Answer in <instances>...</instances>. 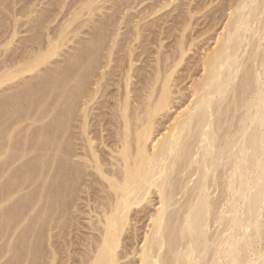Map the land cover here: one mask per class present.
I'll use <instances>...</instances> for the list:
<instances>
[{
  "label": "bare ground",
  "instance_id": "bare-ground-1",
  "mask_svg": "<svg viewBox=\"0 0 264 264\" xmlns=\"http://www.w3.org/2000/svg\"><path fill=\"white\" fill-rule=\"evenodd\" d=\"M143 1L58 0L25 53L2 55L10 264H264V0H210L226 21L199 56L189 103L161 129L206 4L188 0L149 27L129 12ZM157 2L147 16L171 3Z\"/></svg>",
  "mask_w": 264,
  "mask_h": 264
},
{
  "label": "rangeland",
  "instance_id": "rangeland-1",
  "mask_svg": "<svg viewBox=\"0 0 264 264\" xmlns=\"http://www.w3.org/2000/svg\"><path fill=\"white\" fill-rule=\"evenodd\" d=\"M15 1H17V2H15ZM28 1V2H27ZM29 1H30V3H29ZM32 1H34V2H37V3H35V5H34V2H32ZM53 1V3H50V2H52ZM56 1H58V0H0V25H1V27H0V30H1V32H0V60H2V59H7V57L9 56V60L11 59V58H13V57H16L17 55L19 56V54H22L23 52L25 53V51L23 50V49H25V47L26 46H28V48L26 47V49L25 50H27V49H29L30 47H29V45L31 44L30 43V38H32V37H34L35 36V31H39V32H41L43 29H39V28H35L34 27V25H37L36 23H38L37 21L39 20V16L38 15H40L41 13H44V12H46V11H44V10H46V8H48V9H50V8H54L55 6V3H56ZM67 3L68 2H71V1H73V0H71V1H69V0H65ZM123 1H125V0H114V2H116V3H121V2H123ZM165 1V0H164ZM167 1H170L171 3L165 8V9H163V10H161L158 14H156V15H149V16H147L148 14H149V12H150V8L152 9V7H155L157 4H158V2L156 3V4H154L153 3V0H144L141 4H139L138 6H135V9H133V10H130L129 12H130V14L132 15V16H134V19L133 20H137V19H139V18H142V17H144V19L141 21V23H144V22H146L147 24L149 23V27H151V25H154V23L158 20L159 22H161V19H170L171 17H173L174 16V18H176L177 19V9H175L174 10V8L176 7V8H178L179 10L180 9H182V4L184 5V3L185 2H187L188 0H167ZM197 0H193V3H195ZM227 2L226 3H228L230 0H226ZM26 2V3H25ZM32 2V3H31ZM43 2H45V3H43ZM110 2V1H109ZM112 3H113V1H111ZM110 2V3H111ZM198 3H202V5H205V8L204 9H202V11L204 12V14L203 13H200L201 15L203 14V16H201V18H202V22H201V20L199 21V22H201V24L200 25H198V24H196V21H194V23H193V25H191L190 26V28L186 31V34L188 35V36H192V37H194L195 38V40L193 41V43H194V46L192 47V49L187 53V55L185 56V58L186 59H188L189 60V62L187 63V66H185V67H187V68H184V70H181V71H179L176 75H175V82L177 83V86H178V88L180 89V91L179 92H177L175 95H174V97H175V104H174V107H172L170 110H169V113H168V115L167 116H165L164 118H161L159 121H160V124H159V129H161V128H164V127H166V126H168V124L170 123V122H172V118H174V116L175 115H177V113L178 112H180L181 110H183V108L189 103V100L191 99V97H188V95H189V86H190V84H191V82L193 81V80H195V79H197L198 78V76H199V74H201L202 73V71H200V67H199V64H198V59H199V56H201L204 52H205V50H208V49H210V48H213L214 46H215V40H216V37H217V35L222 31V27H220V25H221V23H222V21H223V23H222V26L224 25V23H225V21H226V17H225V14H226V11H225V9H220V10H217V11H215V12H213V10L211 11V10H209L210 9V7H211V5H214L215 4V2H217V0H215V1H213V3L211 4V5H209V3H210V0H206V1H204V2H201V0H198L197 1ZM40 3V4H39ZM47 3V4H46ZM107 3V2H106ZM110 3H107L106 4V7H109L110 5ZM22 4H23V6H22ZM32 4V5H31ZM43 4V5H42ZM44 4H46V5H44ZM49 4V5H48ZM101 4L103 5L104 4V2L103 1H101ZM100 5V4H99ZM105 5V4H104ZM181 5V6H180ZM42 6V7H41ZM45 6V7H44ZM47 6V7H46ZM52 6V7H51ZM28 9H27V8ZM35 7H36V9H35ZM67 7V6H66ZM66 7H64V10L66 9ZM17 8V9H16ZM33 8V9H32ZM42 8V9H41ZM44 8V9H43ZM209 8V9H208ZM14 9V10H13ZM22 9H23V11H22ZM30 9H32V11H30ZM38 9H39V11H38ZM20 10V11H19ZM42 10V11H41ZM61 10V12L63 11V12H65L62 8L60 9ZM59 10V11H60ZM11 11V12H10ZM34 11H36V13H34ZM37 11H38V13H37ZM41 11V12H40ZM48 11V10H47ZM58 10H56V12H57ZM67 11V10H66ZM109 11V10H108ZM107 11V12H108ZM201 11V12H202ZM18 12H19V14H18ZM59 13L60 15H64L63 13ZM107 12L105 11V14L103 15L104 17L107 15ZM110 12V11H109ZM108 12V13H109ZM10 13V14H9ZM12 13H14V15L12 14ZM22 13V14H21ZM8 14H9V17H11V18H9L8 17ZM11 14H12V16H11ZM30 14V15H29ZM33 14H35V15H33ZM60 15H58L59 17H60ZM130 15V16H131ZM28 16V17H27ZM38 16V17H37ZM41 16V15H40ZM102 16V17H103ZM200 17L198 14L196 15V17ZM3 17V18H2ZM19 17V18H18ZM32 17V18H31ZM35 17V18H34ZM99 16H97V18H98ZM104 17H103V19H104ZM4 18H6V19H4ZM13 18H14V20H16V21H13ZM30 18V19H29ZM82 18H84V17H82ZM96 18V17H95ZM173 18V19H174ZM200 18V19H201ZM30 21H29V20ZM34 19H35V21L36 22H33L34 21ZM59 19V18H58ZM99 19H102V18H99ZM129 19L131 20V18L129 17ZM20 20V21H19ZM199 20V19H198ZM3 22V24H2V22ZM12 21H13V24H12ZM18 21V22H17ZM27 21H29V22H27ZM18 25H16L15 23ZM9 23V24H8ZM11 23V24H10ZM5 24V25H4ZM7 24H8V26H7ZM16 25V27L15 26H13V25ZM51 24H53V23H51ZM57 24V21H54V24L53 25H56ZM167 24H171V21H169ZM2 25H4V26H2ZM28 25V26H27ZM29 25H30V27H29ZM53 25H50L51 27L53 26ZM165 25V24H164ZM198 25V26H197ZM20 26V27H19ZM175 26H178V25H175ZM9 27V28H8ZM13 27H14V29L16 28L17 30H15V32H17L18 34H16L15 35V37H13V38H15V39H9L10 40V42L9 43H7L8 41V38H10V36L12 35V33H13ZM27 27V28H26ZM4 30H3V29ZM8 30H7V29ZM11 28H12V31L10 32V30H11ZM19 28V29H18ZM29 28V29H28ZM34 28V29H33ZM30 29H31V31H30ZM27 30H28V32H27ZM34 30V31H33ZM41 30V31H40ZM125 30V28H122L121 29V32L122 31H124ZM6 31H7V33H6ZM30 31V32H29ZM3 32V33H2ZM33 32V33H32ZM172 33L173 32H175V30H172L171 31ZM37 33V32H36ZM44 33V32H43ZM32 36H31V35ZM30 35V36H29ZM34 35V36H33ZM176 35L177 34H175L174 33V36L172 35L171 37H169V38H165V40H164V42L166 43V44H172V43H174V39H175V37H176ZM27 36V37H26ZM86 35H84V37H85ZM4 38V39H3ZM7 38V39H6ZM19 38V39H18ZM24 38V39H23ZM20 39L22 40V41H20ZM26 40H28V41H26ZM3 41V42H2ZM5 41V42H4ZM12 41V42H11ZM15 43H14V42ZM20 41V42H19ZM74 41V40H73ZM16 42H17V44H16ZM6 43V44H5ZM11 43V44H10ZM69 43V45L67 46V45H65L64 47H61L62 49H59L60 51V53H61V57L59 56V58L57 57V56H54V60L51 62L52 63V65L50 64L49 66H48V64H46L45 66L46 67H53L54 66V68H55V66L56 65H59V64H62V62H61V58L63 57H65V56H68V54H69V52H72V49H73V47H76L77 46V44L75 43V41L74 42H72V43H74L73 44V46H72V43H70V42H68ZM3 44V45H2ZM10 46H9V45ZM16 44V45H15ZM21 44V45H20ZM8 45V46H7ZM14 45V47H12ZM24 45V46H23ZM19 46V47H18ZM22 46V47H21ZM69 46H71V48H69ZM8 47H9V50H8ZM11 47V48H10ZM16 47H18V48H16ZM20 47H21V49H20ZM2 48H6L7 50L6 51H4V49L2 50ZM16 48V49H15ZM13 50V52H12V50ZM15 49V50H14ZM19 49V51H17ZM67 49H69V51L67 50ZM70 49H71V51H70ZM4 52H2V51ZM21 50H22V52H21ZM68 51V52H67ZM13 53V54H12ZM18 53V54H17ZM62 53H64L63 55H62ZM67 55H66V54ZM4 54H5V57H4ZM17 54V55H16ZM2 55H3V57H2ZM10 55H11V58H10ZM7 56V57H6ZM13 56V57H12ZM17 56V57H18ZM16 57V58H17ZM57 58V59H56ZM58 59H61V60H58ZM56 60H58V61H56ZM59 64H58V63ZM57 63V64H56ZM184 63V62H183ZM183 63L180 65V69H183L182 67H184V65H183ZM137 66H141V65H143V64H145L144 62H142V63H140V61H138L137 63ZM141 64V65H140ZM41 68H43L42 69V71H45V69L46 68H44V66H42ZM190 68V69H189ZM27 76V75H26ZM29 76V78L31 77L32 78V76H33V74H31V76H30V74L28 75ZM28 76H27V78H28ZM34 77V76H33ZM30 78V80H32V81H35L36 79H34L33 80V78L31 79ZM35 78V77H34ZM38 80V79H37ZM36 80V81H37ZM187 98H188V101H186L187 100ZM173 113V114H172ZM162 133H164L165 132V130H162L161 131ZM23 192H25V191H22V192H20V194H22ZM4 203H6V204H4ZM4 203H2V204H0L1 206H0V223L2 224V219L1 218H3L2 217V214H5L7 211H8V205L9 204H12V201H10V202H4ZM9 203V204H8ZM5 207V208H4ZM3 208V209H2ZM8 208V209H7ZM6 211V212H5ZM2 213V214H1ZM5 216V215H4ZM0 224V228H2L1 230V234H0V250H2V251H0V262H1V264H6V262H10L11 261V254L9 253L10 251H9V249L11 248V245H12V242H13V240H14V238L12 237V233L11 232H9L8 230V233H10V234H8L7 233V231H6V226H9V225H6V226H4L3 224L1 225ZM5 227V228H4ZM6 232L5 234H4V232ZM3 234V235H2ZM8 234V235H7ZM20 235V234H19ZM4 236V237H3ZM8 236H9V238H8ZM10 236H11V238L12 239H10ZM3 237V238H2ZM6 237V238H5ZM20 238V241H19V244L22 242V245L24 246V242L22 241L23 239L21 238V235L19 236ZM2 238V239H1ZM4 239H5V241H4ZM22 239V240H21ZM6 240H9V242H10V244L8 243V241H6ZM5 242H6V244H5ZM6 245V246H4L3 247V245ZM7 244L8 245H10V246H7ZM21 244L19 245V247L21 248V246H22ZM2 248V249H1ZM3 248H5V249H3ZM8 253H7V252ZM5 252V253H4ZM11 252H12V248H11ZM4 253V254H3ZM2 254H3V256H2ZM7 254V255H6ZM9 254V255H8ZM3 257V260H2V257ZM5 257H8V258H5ZM5 258V259H4ZM6 260H8V261H6ZM8 262V263H9ZM7 263V264H8ZM10 264V263H9Z\"/></svg>",
  "mask_w": 264,
  "mask_h": 264
}]
</instances>
